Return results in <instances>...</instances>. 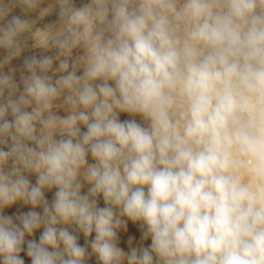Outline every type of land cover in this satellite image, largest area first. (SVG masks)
Returning <instances> with one entry per match:
<instances>
[{"label": "clouds", "instance_id": "obj_1", "mask_svg": "<svg viewBox=\"0 0 264 264\" xmlns=\"http://www.w3.org/2000/svg\"><path fill=\"white\" fill-rule=\"evenodd\" d=\"M25 257L264 264V0H0V264Z\"/></svg>", "mask_w": 264, "mask_h": 264}, {"label": "rangeland", "instance_id": "obj_2", "mask_svg": "<svg viewBox=\"0 0 264 264\" xmlns=\"http://www.w3.org/2000/svg\"><path fill=\"white\" fill-rule=\"evenodd\" d=\"M85 2H86V0H76V3H77L78 5L81 4V3H85ZM14 63H15V62H14ZM124 118H126V117H123V116H122V119H124ZM32 179H33V182H34V177H33ZM49 198H50V194H49ZM25 210H26V209H25ZM133 231L136 232V234L138 235V232L136 231L135 228H133ZM36 235H37V238H38L39 233H37ZM25 259H26V264H30V262L27 261V258H26V257H25Z\"/></svg>", "mask_w": 264, "mask_h": 264}]
</instances>
